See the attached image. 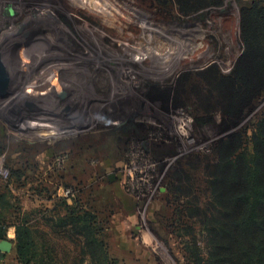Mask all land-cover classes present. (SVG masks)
<instances>
[{"label": "rangeland", "instance_id": "obj_1", "mask_svg": "<svg viewBox=\"0 0 264 264\" xmlns=\"http://www.w3.org/2000/svg\"><path fill=\"white\" fill-rule=\"evenodd\" d=\"M253 1L0 0V234L36 264L203 263L218 151L264 110L229 78Z\"/></svg>", "mask_w": 264, "mask_h": 264}, {"label": "trees", "instance_id": "obj_2", "mask_svg": "<svg viewBox=\"0 0 264 264\" xmlns=\"http://www.w3.org/2000/svg\"><path fill=\"white\" fill-rule=\"evenodd\" d=\"M242 38L246 48L229 78L245 88L247 99L253 100L264 92V0L244 7ZM236 137L238 144L233 151L227 155L218 151L211 181L216 216L209 230V222L202 220L210 243L201 264H264V110L251 133L241 132ZM244 141L249 144L243 147ZM14 173L21 176L23 172ZM12 226L16 228L18 260L36 264L29 228L9 223L0 239L6 238ZM84 233L87 235L88 229Z\"/></svg>", "mask_w": 264, "mask_h": 264}, {"label": "water", "instance_id": "obj_3", "mask_svg": "<svg viewBox=\"0 0 264 264\" xmlns=\"http://www.w3.org/2000/svg\"><path fill=\"white\" fill-rule=\"evenodd\" d=\"M14 243L10 239L0 240V259H4L5 255L12 250Z\"/></svg>", "mask_w": 264, "mask_h": 264}, {"label": "crops", "instance_id": "obj_4", "mask_svg": "<svg viewBox=\"0 0 264 264\" xmlns=\"http://www.w3.org/2000/svg\"><path fill=\"white\" fill-rule=\"evenodd\" d=\"M11 231H13V236H11L10 235V232ZM15 227L14 226H12V227H9L8 228V231H7V236L6 237H8L9 239H11V240H13V238L15 237ZM8 254H6L5 255V258L4 259H0V264H3V263H5L6 261H7V259H8Z\"/></svg>", "mask_w": 264, "mask_h": 264}]
</instances>
